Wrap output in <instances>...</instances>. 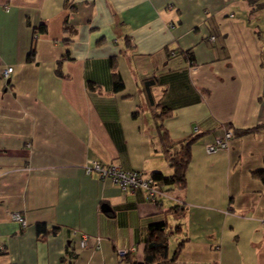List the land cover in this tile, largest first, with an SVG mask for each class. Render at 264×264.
I'll return each mask as SVG.
<instances>
[{
    "label": "crops",
    "instance_id": "crops-1",
    "mask_svg": "<svg viewBox=\"0 0 264 264\" xmlns=\"http://www.w3.org/2000/svg\"><path fill=\"white\" fill-rule=\"evenodd\" d=\"M262 31L264 6L245 0H0V264H129L118 250L141 260L156 220L185 238L179 264H264V127L205 150L264 125ZM152 75L173 149L199 134L185 187L157 202L85 171L172 172L141 92Z\"/></svg>",
    "mask_w": 264,
    "mask_h": 264
},
{
    "label": "trees",
    "instance_id": "trees-1",
    "mask_svg": "<svg viewBox=\"0 0 264 264\" xmlns=\"http://www.w3.org/2000/svg\"><path fill=\"white\" fill-rule=\"evenodd\" d=\"M245 2L250 6L251 9H253V11L264 6V2L262 0H245ZM34 30L36 32H44L46 30V26L45 24H40L39 26L35 27ZM33 51V49L29 51L28 57L33 54ZM180 52L184 54L189 60H193V52L190 49L186 51L181 50ZM64 56H69L68 51L64 53ZM111 67L113 68L111 73L113 78L112 88L114 91H117L123 88V82L119 76V73L115 69V65L112 60ZM156 81V76L152 75L143 78L140 84L142 91L145 93L144 96L148 107L153 109V119L156 121V128L161 141L163 155L171 167L172 172L168 175H165L161 171L154 170L146 176H150L151 179L156 181V185L166 192L171 188L183 189L185 187L186 171L191 159V146L199 134L193 135L181 143L178 148L173 149L175 142L171 138L167 128L164 125L165 119L171 115V110L162 104L161 100L156 102L151 93V87L156 83ZM261 127H264V125H257L251 128L235 130L234 132L232 131V134L238 135L254 132L259 130ZM253 174L264 184V167L254 171ZM147 197L150 199L148 194ZM158 198H156L154 202H157ZM166 227L167 223L165 220L150 221L147 223L145 230L143 257L141 260H136L131 257L127 250L125 253L120 254L119 256L129 264H179L177 262V257L182 249L185 238L177 241L173 250L171 253H169V240ZM178 228L180 227L176 226L172 231L175 232ZM35 229L38 235L45 236L48 233V229L43 222L36 223ZM52 231H54V228H52ZM5 252L4 246L0 248V255L4 254Z\"/></svg>",
    "mask_w": 264,
    "mask_h": 264
},
{
    "label": "built area",
    "instance_id": "built-area-1",
    "mask_svg": "<svg viewBox=\"0 0 264 264\" xmlns=\"http://www.w3.org/2000/svg\"><path fill=\"white\" fill-rule=\"evenodd\" d=\"M214 36H211L213 39ZM12 67L8 66L1 70V76L4 78L8 77ZM232 136L231 131H226L223 136L217 137L213 143L205 145L207 153H213L218 149L225 148L227 146V140ZM87 173L96 172L100 178H110L116 183L122 190L130 191L135 188H142L146 190L150 197V200L155 201L159 196H166L167 193L156 185V181L151 179L150 176L144 175L140 170L137 169H123L120 166L109 163L101 164L98 161H91L85 166ZM11 218L17 220L21 226L26 225V219L18 212H12ZM75 231V230H74ZM86 234H81L79 237V244L84 247L86 244ZM126 249H119L118 254H123Z\"/></svg>",
    "mask_w": 264,
    "mask_h": 264
},
{
    "label": "rangeland",
    "instance_id": "rangeland-1",
    "mask_svg": "<svg viewBox=\"0 0 264 264\" xmlns=\"http://www.w3.org/2000/svg\"><path fill=\"white\" fill-rule=\"evenodd\" d=\"M254 21L256 23V20H254ZM262 34H264V31H262ZM141 92L143 93V95H145V93L143 91H141ZM174 246H175V242H173L172 240H170V242H169V253H171V251L173 250Z\"/></svg>",
    "mask_w": 264,
    "mask_h": 264
},
{
    "label": "water",
    "instance_id": "water-1",
    "mask_svg": "<svg viewBox=\"0 0 264 264\" xmlns=\"http://www.w3.org/2000/svg\"><path fill=\"white\" fill-rule=\"evenodd\" d=\"M103 208H102V210H107L108 208L106 207V206H102Z\"/></svg>",
    "mask_w": 264,
    "mask_h": 264
}]
</instances>
